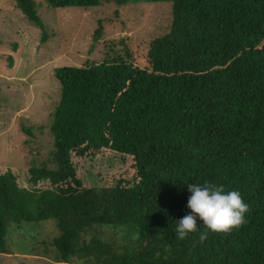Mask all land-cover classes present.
I'll list each match as a JSON object with an SVG mask.
<instances>
[{
  "label": "trees",
  "instance_id": "trees-1",
  "mask_svg": "<svg viewBox=\"0 0 264 264\" xmlns=\"http://www.w3.org/2000/svg\"><path fill=\"white\" fill-rule=\"evenodd\" d=\"M139 1L169 2L172 15L168 31L147 41L143 66L128 45L111 41L103 62L55 69L53 166L30 165L32 187L0 172V253H8L11 228L52 220L53 264H264V0H113ZM15 5L43 28L34 0ZM101 35L99 23L93 37ZM103 148L132 156L133 184L82 186L71 153ZM205 182L239 191L246 223L213 233L197 216V231L179 240L176 223L191 212L188 185ZM103 226L117 239L95 231Z\"/></svg>",
  "mask_w": 264,
  "mask_h": 264
},
{
  "label": "rangeland",
  "instance_id": "rangeland-1",
  "mask_svg": "<svg viewBox=\"0 0 264 264\" xmlns=\"http://www.w3.org/2000/svg\"><path fill=\"white\" fill-rule=\"evenodd\" d=\"M34 1L43 28L32 23L15 0H0V172L10 169L24 187H32L30 165L53 166L49 125L60 100L55 69L101 63L111 41L128 45L134 61L143 66L147 41L167 32L172 18L166 1L130 2L120 7L113 0L89 7H51L45 0ZM99 23L102 35L95 39ZM43 32L47 33L45 41L41 40ZM71 160L84 187L113 186L119 179L126 185L136 181L130 155L103 148L84 156L71 153ZM37 186L49 184L40 181ZM128 228L121 225L119 229L129 235ZM96 230L108 240L119 235L112 227ZM133 232L131 240L136 237ZM8 233V253H0V264L55 263L51 239L57 231L52 220L23 222V228L13 227ZM92 233L88 232V237Z\"/></svg>",
  "mask_w": 264,
  "mask_h": 264
},
{
  "label": "clouds",
  "instance_id": "clouds-1",
  "mask_svg": "<svg viewBox=\"0 0 264 264\" xmlns=\"http://www.w3.org/2000/svg\"><path fill=\"white\" fill-rule=\"evenodd\" d=\"M187 207L190 214L182 217L176 224L177 238L184 240L189 233L197 231V216L203 222L205 229L213 233H227L233 228L241 227L249 205L244 202L239 191H225L223 186L205 182L204 184H189ZM208 238V232L199 235V242Z\"/></svg>",
  "mask_w": 264,
  "mask_h": 264
}]
</instances>
